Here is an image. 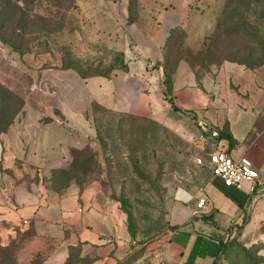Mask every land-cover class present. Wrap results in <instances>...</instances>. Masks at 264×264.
Instances as JSON below:
<instances>
[{"label": "crops", "instance_id": "1", "mask_svg": "<svg viewBox=\"0 0 264 264\" xmlns=\"http://www.w3.org/2000/svg\"><path fill=\"white\" fill-rule=\"evenodd\" d=\"M223 7L127 6L125 0L77 6L81 12L77 29H69L72 24L66 22L63 31L73 54L52 53V58L117 51L126 69L88 76L74 67L24 69L32 84L12 93L17 103H10L0 91L3 248L30 232L19 256L33 257L48 249L42 264H52V243L53 251L60 252L58 264H63L72 245L83 249V257L93 253L97 257L93 264L124 256L131 237L120 205L102 201L98 186L81 188L72 180L63 185L58 176L96 139L101 111L150 118L206 161L190 143L199 134L197 121L202 119L219 130L232 157H248L260 173L262 185L250 191L226 187L210 174L206 162L197 164L209 172L200 190L177 188L168 205L172 229L161 241L170 264H214L220 234L264 224V67L228 61L198 74L181 60L169 90L165 83V53L174 30L193 28L187 31V44L200 51V41ZM201 197L212 205L209 214L194 213Z\"/></svg>", "mask_w": 264, "mask_h": 264}, {"label": "rangeland", "instance_id": "2", "mask_svg": "<svg viewBox=\"0 0 264 264\" xmlns=\"http://www.w3.org/2000/svg\"><path fill=\"white\" fill-rule=\"evenodd\" d=\"M100 2L0 0V91L5 88L18 93L31 85L32 79L24 69L73 66L92 75L109 74L122 66L125 60L116 57L117 51L88 52L87 57L77 59L52 58V53L73 54L68 51L63 31L66 22L72 24L69 29H77L81 14L77 6H95ZM125 2L127 6H224L200 41L198 53L187 44V31L193 28L177 29L165 53L170 66L182 57L203 74L211 65L228 61L249 68L264 67V0ZM236 12L240 15L236 16ZM11 102L17 103L16 98ZM97 126L96 139L76 155L62 182L65 185L72 180L81 188L98 186L102 201L117 202L129 212L128 250L121 259L104 264H170L164 257L165 243L161 241L172 229L168 205L177 188L200 190L209 172L197 165L189 143L150 118L101 111ZM230 231L220 235L229 247L216 264H264V224L235 235ZM29 237L27 232L8 248L0 245V264H42L50 253L48 249L33 257L25 253L19 256L20 245ZM55 248L52 243V264L62 262L60 252L53 251ZM82 252L80 246H69L63 264H93L97 257L93 253L82 257Z\"/></svg>", "mask_w": 264, "mask_h": 264}, {"label": "built area", "instance_id": "3", "mask_svg": "<svg viewBox=\"0 0 264 264\" xmlns=\"http://www.w3.org/2000/svg\"><path fill=\"white\" fill-rule=\"evenodd\" d=\"M197 123L200 132L190 138V143L206 155V161L201 156L196 157L197 164L206 162L210 168V174L219 178L226 187L247 188L254 191L262 185L260 173L248 157H232L217 128L202 119ZM211 210L212 205L209 199L201 197L194 213L209 214Z\"/></svg>", "mask_w": 264, "mask_h": 264}, {"label": "trees", "instance_id": "4", "mask_svg": "<svg viewBox=\"0 0 264 264\" xmlns=\"http://www.w3.org/2000/svg\"><path fill=\"white\" fill-rule=\"evenodd\" d=\"M240 1H242V0H240ZM251 1V0H250ZM236 16L237 15H240L239 13H237L236 12V14H235ZM241 20H242V18H241ZM178 29V28H177ZM177 29L176 30H174V32L171 34V36H170V38L168 39V42H167V49H168V46L171 44V39H172V37L176 34V32H177ZM166 52H167V50H166ZM199 51H195L194 53H198ZM116 57H120V58H123L124 59V57H123V55L121 54V53H119ZM125 60V59H124ZM181 60H185V61H187L185 58H182V57H180L179 58V60L178 61H176L175 62V64H173L172 66H170V64H169V61H168V57H166V55H165V59H164V74H165V83H166V87H167V89L169 90V87H170V84H171V80H172V77H173V75H174V73H175V71H176V68H177V65H178V63L181 61ZM125 62V61H124ZM189 64H190V66L194 69V70H196L197 72H198V74H203V73H200L199 72V70L198 69H195V66L193 65V63H191L190 61H187ZM231 62H233V61H231ZM236 63H239V62H236ZM239 64H242L243 65V63H239ZM220 66V65H216V64H213V65H211L210 66V68L212 67V66ZM247 66V65H246ZM69 67H73V66H69ZM121 68H123V69H126V65L125 64H123L122 66H120ZM74 68H76V67H74ZM210 70V69H209ZM208 70V71H209ZM82 73V72H81ZM82 75H84V76H88V75H85V74H83L82 73ZM103 75H107V74H103ZM1 92H2V96H6L9 100H10V103H11V99L12 98H16L11 92H9V91H7V90H5V89H2L1 90ZM11 97V98H10ZM109 113V112H108ZM112 114V113H111ZM78 155V154H77ZM58 176H60L59 178L60 179H64V177L66 176V172H60L59 174H58ZM125 214H127V220L129 221L130 220V214H129V212L127 211V210H125L124 208H123V206H122V209H121ZM128 231H129V227H128ZM231 232V231H230ZM131 232H129V234H130ZM232 234L233 235H235V234H237V232H232ZM220 235H224V234H220ZM218 236L217 237V240H218V242H219V252H218V258L220 257V255H222L225 251H227L228 250V247H229V244H226L224 241H223V238L221 237V236ZM131 236V235H130ZM132 237H133V235H132ZM83 257V256H82ZM217 258V259H218ZM217 261V260H216ZM214 264H216V262L214 263Z\"/></svg>", "mask_w": 264, "mask_h": 264}]
</instances>
